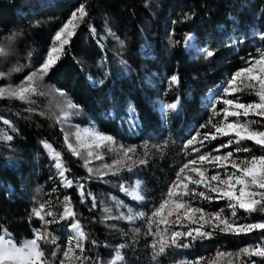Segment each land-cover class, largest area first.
<instances>
[{
    "label": "trees",
    "instance_id": "1",
    "mask_svg": "<svg viewBox=\"0 0 264 264\" xmlns=\"http://www.w3.org/2000/svg\"><path fill=\"white\" fill-rule=\"evenodd\" d=\"M81 3L86 5L88 16L43 80L40 90L46 95L32 97V104L0 99V116L12 125L0 121V227L7 230L14 242L31 239L43 227L32 215V209L47 203L52 206L49 210L60 213L62 201L68 196L89 237L84 242V255L89 257L86 264H108L120 244L126 245L121 250L125 258L122 264H174L200 258L208 264L219 252L235 254L259 243V232L241 236L216 233L210 239L197 240L189 248L169 250L154 261L146 219L128 222L116 217L125 210L118 207V201L150 215L184 163L227 143L228 137L206 141L200 153L184 147L197 131H214L200 126L212 118L211 105L223 93L217 90L208 103L202 98L214 91L218 83L229 81L264 50V0H0V47L8 51L7 56L0 57V72L10 73L0 78V87L19 85L39 68L56 31ZM189 33L195 35L200 49L186 47L185 37ZM205 48L214 55L206 58L202 51ZM17 68L20 70L13 71ZM172 75L179 77L177 85L170 84ZM55 89L65 92L67 99L80 106V112L72 115L71 124L61 117L64 98ZM236 95L241 102L256 100L247 91ZM178 98L177 110L162 116L160 104L167 105ZM223 107L222 103L216 104L217 111ZM220 119L222 113L215 117L216 121ZM78 126L110 135L115 142L79 149L74 138ZM4 135L13 139L6 141ZM66 135L81 152L80 156L68 150ZM44 142L61 153L69 170L66 176L74 181L72 188L62 185ZM244 146L251 153L237 154L240 157L264 155V150L251 141ZM125 148L136 149L134 159H146L147 163L135 166L132 172L101 179L99 173L113 165ZM88 150L93 152L92 157L87 156ZM225 151L228 149L215 154ZM204 167L208 175L217 171L223 175L222 170L211 165ZM135 179L141 182L145 197L141 203L130 199L119 187L123 182L131 185ZM76 182L84 186L87 198L83 202ZM192 204L209 213L223 209L230 215L225 200L209 202L196 198ZM261 219L264 216H249L241 210L237 222ZM70 223L60 221L48 226L61 249L74 239ZM42 246L50 257L55 246ZM58 257H62V252H58ZM228 259L234 260V256L221 258L217 264H227ZM251 260L264 264L258 257ZM55 264H59L58 259Z\"/></svg>",
    "mask_w": 264,
    "mask_h": 264
},
{
    "label": "snow or ice",
    "instance_id": "2",
    "mask_svg": "<svg viewBox=\"0 0 264 264\" xmlns=\"http://www.w3.org/2000/svg\"><path fill=\"white\" fill-rule=\"evenodd\" d=\"M88 16L86 5L81 3L74 10L69 19L63 26L56 31L52 46L43 59L38 69L32 71L25 79L16 86L8 85L0 87V99H14L25 103H35L34 96H44L46 93L40 90V86L61 59L65 51V46L74 35L81 22ZM187 19V17H185ZM93 31H95L93 29ZM196 39L194 34H187L185 42L193 46L192 42ZM122 43V42H121ZM206 58L214 55L212 50L203 49ZM6 47H0V57L7 56ZM14 69L13 71H19ZM10 73L0 72V78H6ZM170 84L177 85L179 77L172 75ZM247 91L254 95L256 100L252 102H241L237 93ZM54 92L64 98V106L61 110V117L67 119L70 115L78 114L80 106L66 98V93L60 89ZM231 96L232 98H228ZM222 103L224 107L217 111L216 104ZM180 104L178 98L176 102L163 106L167 112H174ZM212 118L202 124L201 128L211 127L214 131H199L189 139L184 145L185 149L192 148V151L200 153V148L205 142L217 140L219 137H228L227 143H221L212 152L199 154L197 159H192L184 163L175 174V179L167 189L165 197L156 206L150 215L144 213H134L131 208L127 214L121 213L116 219H125L133 222L137 219H146L147 235L151 237L149 247L152 250V259H157L165 255L169 250L189 248L197 240L210 239L216 233L230 234L235 236L249 235L255 232L261 234V240L255 245H249L240 249L235 254L219 252L216 258L208 264H217L221 258L233 257L228 259L227 264H257L252 261V257L260 258L264 262V219L252 223H238V212L243 211L249 216L260 214L264 216V155H248L240 157L239 153H251V149L244 146L245 142L251 141L264 150V50H260L258 56L253 57L247 62V66L238 70L232 75L223 89V96L211 105ZM32 110V109H29ZM222 113L223 119L215 120V117ZM44 113H41L43 115ZM229 117L234 119L229 121ZM256 117L258 119H252ZM243 118V119H241ZM0 121L4 125L12 127L8 119L0 116ZM60 122V119L57 120ZM15 130V129H13ZM6 141H11V135H4ZM75 139L79 149L100 148L114 143L110 135H105L95 130H85L83 133L77 132ZM65 144L74 156H80L81 152L65 136ZM199 144L200 147L194 145ZM44 147L50 150V155L55 160V167L61 177V183L65 188H72L74 181L68 179L66 172L69 171L61 160V153L56 152L52 145L44 142ZM159 151V146H154ZM147 148V145L145 146ZM222 149L228 151L221 153ZM134 148L122 149V156L113 165L106 166V170L99 173L103 179L105 176H119L121 172H132L137 165L147 163L146 159H134ZM148 152L145 151L146 157ZM87 156L92 157L93 152L87 151ZM96 156V159H100ZM89 161H85V165ZM211 165L219 170L215 174L208 175L204 165ZM229 169H231L229 171ZM92 172V169H89ZM190 185L192 187H190ZM76 187L80 191L81 201L87 197L84 186L76 182ZM122 192L133 198L135 201L145 199L141 182L137 181L133 185H119ZM203 189V190H200ZM90 195V194H88ZM200 198L211 202L212 200H225L230 215H226L224 210L209 213L201 207L193 206L192 201ZM95 207V203L92 205ZM52 206L47 203H40L38 207L32 209V215L38 218L43 227L37 229L33 238L21 243L14 242L6 229L0 227V264H55L58 259L59 264H86L89 257L84 255L85 241L89 239L88 234L83 230L80 221L76 218V213L72 207L70 197L65 196L62 201V212L56 213L49 210ZM107 211V210H106ZM50 218V219H48ZM111 219L112 217H107ZM60 221H70V228L75 237L69 240L63 249L57 244V237L48 231V226ZM210 229V230H206ZM136 229V232H139ZM93 245L96 241H91ZM43 244H51L54 250L49 254L43 248ZM125 244H120L114 252V256L108 264H122L124 256L121 250ZM58 252H62V257H58ZM244 258H248L245 260ZM97 264L102 262L97 261ZM174 264H203V258L195 261L179 260Z\"/></svg>",
    "mask_w": 264,
    "mask_h": 264
},
{
    "label": "rangeland",
    "instance_id": "3",
    "mask_svg": "<svg viewBox=\"0 0 264 264\" xmlns=\"http://www.w3.org/2000/svg\"><path fill=\"white\" fill-rule=\"evenodd\" d=\"M63 25H61L60 26V28L62 27ZM59 28V29H60ZM192 44H193V46H189L186 42H185V45H186V47H188L189 49H200L197 45H196V43H195V40L192 42ZM227 82L228 81H226V83L225 84H223V83H220V86H217V89H219L218 90V92H222L223 93V89L225 88V86H226V84H227ZM216 94V92H215V90L214 91H212V92H208L202 99L204 100V101H207V103L209 102V101H212L213 99H214V95ZM220 97H222V96H219L218 97V99L220 98ZM163 104H160V106H159V112H160V114L162 115V116H164L165 115V113L167 112L166 110H164L163 109ZM63 119V118H62ZM72 119H73V116L72 115H70L67 119H63L67 124H71V122H72ZM85 130H95V131H97L96 129H93V128H90V127H80V126H78L77 128H76V130H75V132H74V138H75V134L77 133V132H80V133H83ZM42 145H43V147H44V143H42ZM46 150V149H45ZM47 151V150H46ZM47 153H48V151H47ZM48 155H49V153H48ZM55 161V160H54ZM137 181H139V180H137V179H135L134 181H133V183L131 184V185H133V184H135ZM140 182V181H139ZM125 185H127L125 182H123ZM122 193H124V192H122ZM125 194V193H124ZM129 197V196H128ZM130 199H132V200H134L133 198H131V197H129ZM118 201V200H117ZM135 201V200H134ZM137 203H141L142 201H136ZM117 205H118V207H124V214H127V212H128V209L130 208L129 206H127V205H125V204H123L121 201H118L117 202ZM132 210H133V212L134 213H139V210L138 209H133V208H131ZM69 231H70V235H71V237L72 238H74L75 237V233H73L72 232V230H71V228L69 227Z\"/></svg>",
    "mask_w": 264,
    "mask_h": 264
},
{
    "label": "bare ground",
    "instance_id": "4",
    "mask_svg": "<svg viewBox=\"0 0 264 264\" xmlns=\"http://www.w3.org/2000/svg\"><path fill=\"white\" fill-rule=\"evenodd\" d=\"M220 83H223V82H220ZM220 83H218L216 86H220ZM223 84H224V83H223ZM45 149L48 151V153H49V155H50V150L47 149V148H45ZM50 157H52V159H54L52 155H50Z\"/></svg>",
    "mask_w": 264,
    "mask_h": 264
},
{
    "label": "water",
    "instance_id": "5",
    "mask_svg": "<svg viewBox=\"0 0 264 264\" xmlns=\"http://www.w3.org/2000/svg\"><path fill=\"white\" fill-rule=\"evenodd\" d=\"M49 157H50V155H49ZM51 159H52V157H50Z\"/></svg>",
    "mask_w": 264,
    "mask_h": 264
}]
</instances>
